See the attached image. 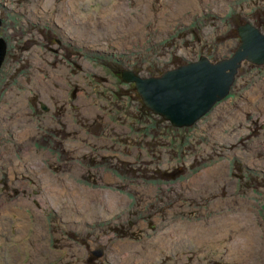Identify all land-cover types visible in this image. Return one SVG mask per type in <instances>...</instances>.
I'll return each instance as SVG.
<instances>
[{
	"label": "rangeland",
	"instance_id": "1",
	"mask_svg": "<svg viewBox=\"0 0 264 264\" xmlns=\"http://www.w3.org/2000/svg\"><path fill=\"white\" fill-rule=\"evenodd\" d=\"M0 19V264H264V65L182 128L103 67L229 58L264 0H0Z\"/></svg>",
	"mask_w": 264,
	"mask_h": 264
},
{
	"label": "water",
	"instance_id": "2",
	"mask_svg": "<svg viewBox=\"0 0 264 264\" xmlns=\"http://www.w3.org/2000/svg\"><path fill=\"white\" fill-rule=\"evenodd\" d=\"M3 21L0 19V29ZM239 46L229 58L213 62L207 56L160 76L144 78L125 69L121 76L134 85L142 104L175 127H192L226 100L244 64L264 65V33L248 22L238 28ZM7 42L0 36V70L7 56ZM102 252H94L101 256Z\"/></svg>",
	"mask_w": 264,
	"mask_h": 264
},
{
	"label": "trees",
	"instance_id": "3",
	"mask_svg": "<svg viewBox=\"0 0 264 264\" xmlns=\"http://www.w3.org/2000/svg\"><path fill=\"white\" fill-rule=\"evenodd\" d=\"M114 65H117V66H114ZM121 66L122 64L119 62V59L112 60V61L110 60L103 61V67L107 70H112V72L116 75L118 79V83L120 84V87L116 89L115 94L114 95L112 94V96H115L117 100H121L124 98H130L134 96L138 101H140V97L138 96L134 85H131V84L128 85L123 81L122 76H121V73H122ZM140 111L145 113L146 118H148V120H150L151 119L150 117L153 116V114L142 104V102L140 104ZM159 122H162V119L155 120L156 125H158ZM148 130L151 132L150 129ZM153 131L156 132V130H153Z\"/></svg>",
	"mask_w": 264,
	"mask_h": 264
},
{
	"label": "bare ground",
	"instance_id": "4",
	"mask_svg": "<svg viewBox=\"0 0 264 264\" xmlns=\"http://www.w3.org/2000/svg\"><path fill=\"white\" fill-rule=\"evenodd\" d=\"M135 73H136V72H135ZM216 106H217V105H216ZM13 210H14V209H13ZM250 219H251V218H248V219H246V221L251 222ZM252 219H254V218H252ZM224 220H225V221H228L229 219H228V218H224ZM240 221H241V220H240ZM241 222H242V221H241ZM241 222H240V223H241ZM236 228H238V227H235V229H236ZM239 228H240V227H239ZM241 228H244V227H241ZM245 229H246V228H245ZM240 230H241V229H240ZM242 230H243V229H242ZM250 230H251V231H254V230H252V229H250ZM235 231H237V230H235ZM230 233H232V232L230 231ZM235 233H237V232H235ZM179 234H180V233H179ZM238 234H239V233H238ZM180 235H181V234H180ZM181 236H182V235H181ZM234 236H235V234H234ZM235 240H236V239H235ZM238 240H239V239H238ZM241 240H242V239H241ZM242 244H243V243H242Z\"/></svg>",
	"mask_w": 264,
	"mask_h": 264
},
{
	"label": "flooded vegetation",
	"instance_id": "5",
	"mask_svg": "<svg viewBox=\"0 0 264 264\" xmlns=\"http://www.w3.org/2000/svg\"><path fill=\"white\" fill-rule=\"evenodd\" d=\"M239 27H240V26H239ZM239 27H238V28H239ZM237 31H238V29H237ZM181 66H182V65H181ZM170 70H171V69H170Z\"/></svg>",
	"mask_w": 264,
	"mask_h": 264
}]
</instances>
